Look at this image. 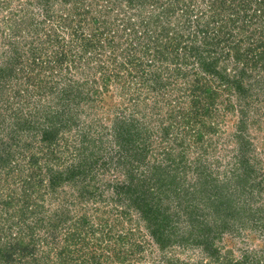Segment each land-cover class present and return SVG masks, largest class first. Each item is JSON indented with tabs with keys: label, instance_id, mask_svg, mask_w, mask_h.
Listing matches in <instances>:
<instances>
[{
	"label": "trees",
	"instance_id": "trees-1",
	"mask_svg": "<svg viewBox=\"0 0 264 264\" xmlns=\"http://www.w3.org/2000/svg\"><path fill=\"white\" fill-rule=\"evenodd\" d=\"M261 109L264 0H0V264H264Z\"/></svg>",
	"mask_w": 264,
	"mask_h": 264
},
{
	"label": "rangeland",
	"instance_id": "rangeland-1",
	"mask_svg": "<svg viewBox=\"0 0 264 264\" xmlns=\"http://www.w3.org/2000/svg\"><path fill=\"white\" fill-rule=\"evenodd\" d=\"M262 96V95H261ZM260 96V97H261ZM260 103H262V100H261V102ZM262 106V105H261ZM264 109H261V110H259V111H255L254 113H253V117H259V118H263V115H261L260 113V111H263ZM251 118H252V114H251ZM255 127H256V125H255V123H254V120L251 122V124L249 125V128H248V131H250V132H256V130H255ZM253 135V133H250V136H252ZM219 145V144H218ZM229 146H232V144H228V146H227V144L224 142V144H223V146L222 147H229ZM262 159V158H261ZM263 159H264V156H263ZM262 159V160H263ZM142 228L140 227V226H138V228H137V237H139L138 236V234L140 233H142ZM221 233H227V231H222ZM248 233V231L247 230H242L241 231V233H240V235H238V236H232V237H229V235L230 234H228L227 236H225L224 234V236H222V239L219 241V244L221 245V250H223L224 248H223V246H233L235 243H236V245H235V247L234 248H232L235 252H238V250H237V248L236 247H238V245H240L237 241L239 240V237H241V236H243V235H246ZM228 238H230L231 240H232V242H233V244L232 245H228L226 242H225V240L224 239H228ZM138 240L141 242L142 241V239L139 237L138 238ZM259 241V239L258 238H256L255 240H254V242L255 243H257ZM255 243H252V242H250V244L251 245H255ZM167 251L169 252V253H171V254H173V256H177L178 257V259H179V261H187V263L188 264H195L196 263V261H198V260H201L202 262L203 261H208V260H206V258L203 256V254H202V251L198 248V247H189V246H187V247H176V246H173V247H170V248H168L167 249ZM157 252H158V250L156 249V248H153L152 250L150 249V248H146L143 252H142V254H143V257L141 258V260H140V262L142 263V264H151V259H152V256L151 255H153V254H157ZM204 257V258H203ZM177 264H182L181 262H179V263H177Z\"/></svg>",
	"mask_w": 264,
	"mask_h": 264
}]
</instances>
